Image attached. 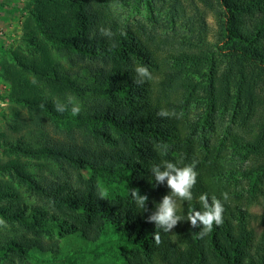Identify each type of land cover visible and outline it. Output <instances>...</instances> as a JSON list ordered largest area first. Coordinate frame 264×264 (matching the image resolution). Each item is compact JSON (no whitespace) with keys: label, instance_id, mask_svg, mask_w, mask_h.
Masks as SVG:
<instances>
[{"label":"trees","instance_id":"16d2710c","mask_svg":"<svg viewBox=\"0 0 264 264\" xmlns=\"http://www.w3.org/2000/svg\"><path fill=\"white\" fill-rule=\"evenodd\" d=\"M148 1L26 4L28 53L13 51V63L0 62V75L31 123L38 118L48 126L38 136L0 131V264H39L33 253L71 264L58 257L66 237L80 240L83 254L124 264H264V0H200L215 22L212 40L195 3L187 15L182 0H152L167 4L185 27L163 38L113 12L117 2ZM101 27L113 36L101 35ZM138 66L151 79L136 84ZM69 96L80 106L77 116L71 105L56 111ZM161 110L169 116H158ZM43 158L61 175L43 176ZM164 161H196L198 173L193 199H177L185 220L170 233L147 222L170 194L151 173ZM107 182L121 192L101 198ZM132 188L148 196L145 209L129 195ZM204 193L224 212L223 223L200 238L186 217L189 209L202 210ZM252 205L260 214L249 212Z\"/></svg>","mask_w":264,"mask_h":264},{"label":"rangeland","instance_id":"374dc122","mask_svg":"<svg viewBox=\"0 0 264 264\" xmlns=\"http://www.w3.org/2000/svg\"><path fill=\"white\" fill-rule=\"evenodd\" d=\"M29 0H0V62L5 60L7 63H13L12 52H18L21 54H27L26 52V42L23 40L25 35V29L23 28V23L25 21L26 14V4ZM183 6L187 11V15H192L194 13L193 4L198 7L201 12L206 14V23L209 28V38L212 40L215 31V22L212 15L205 12L203 4L200 0H182ZM113 12L116 16L120 17L125 23L134 24L137 21L143 23L152 34L159 35L163 38L169 35L181 34L185 27L180 18L173 16L169 6L159 5L156 1H148L141 4H129V3H119L113 6ZM1 74V70H0ZM29 77L28 75H26ZM0 131H5L8 137H16L22 133L26 135H36L38 136V129L43 125L48 126L47 120H42L35 118L34 123H31V117L25 108L20 104L15 102L12 94V89L9 82L4 81L0 75ZM202 109V108H201ZM193 112L195 113L194 109ZM25 123L28 126L25 130H13L9 126L10 124ZM0 152V156H1ZM3 159V157H0ZM39 163H44L48 170L44 171L43 176L54 179L61 175L56 164L52 161L46 159L38 160ZM33 164V160H32ZM31 171H37V168L32 165L29 166ZM83 176L89 178L91 174L89 172H84ZM101 190L107 191V197H111L114 192L119 191L118 185L116 183L107 182L106 185L101 187ZM251 214H260L261 209L258 205H252L248 207ZM252 226L257 232L260 231V227L257 222L253 221ZM61 251L58 257H68L71 264H124L123 261H113L107 256H102L101 258H96L89 254H83L82 250L83 244H80V240L76 237H66L60 240ZM80 254H77V252ZM32 260L37 261L39 264H69L66 259L61 263H53V257L51 255H39L38 253L32 254Z\"/></svg>","mask_w":264,"mask_h":264},{"label":"clouds","instance_id":"9594fccd","mask_svg":"<svg viewBox=\"0 0 264 264\" xmlns=\"http://www.w3.org/2000/svg\"><path fill=\"white\" fill-rule=\"evenodd\" d=\"M99 31L105 37L111 38L113 36L110 29L101 27ZM135 72L140 77V79L135 81L136 84L143 83L145 78L151 79V73L146 66L136 67ZM68 105H71V114L73 116L79 115L81 110L80 106L78 103H75L74 98L71 96L67 98L66 104L57 102L55 105L56 111L63 113L68 110ZM157 115L167 117L169 113L166 110H161ZM163 147L167 150V145ZM196 166V161H192L191 164L183 167H178L171 161H164L162 164L155 165L151 168L155 183L157 185H163L166 182L168 189H170V194L163 196L162 202L156 204L155 211L147 217V222L154 223L156 229H160L164 233H170L180 221L185 220V218L177 215V199L184 201H191L193 199L192 189L197 183L198 176V173L195 171ZM128 192L134 202L145 209L148 196L141 195L139 189L136 188L128 189ZM107 195L108 193L105 190L99 192L101 198ZM223 198L227 200L228 194L224 193ZM199 202L202 205V210L195 211L194 209H189L186 220L190 222L192 228L201 229L197 235L203 238L212 231L214 224L219 226L223 223L224 207L221 201L215 196L209 201L207 193L199 196ZM3 223L0 220V224ZM153 239L157 246L162 243L159 231L153 233Z\"/></svg>","mask_w":264,"mask_h":264}]
</instances>
